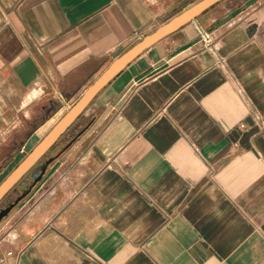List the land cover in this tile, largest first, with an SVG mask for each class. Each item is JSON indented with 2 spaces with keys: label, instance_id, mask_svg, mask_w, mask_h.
Returning a JSON list of instances; mask_svg holds the SVG:
<instances>
[{
  "label": "crops",
  "instance_id": "0c3cea01",
  "mask_svg": "<svg viewBox=\"0 0 264 264\" xmlns=\"http://www.w3.org/2000/svg\"><path fill=\"white\" fill-rule=\"evenodd\" d=\"M198 1L0 0V183ZM52 156L0 220L1 264H264V0H219L142 51L22 192Z\"/></svg>",
  "mask_w": 264,
  "mask_h": 264
},
{
  "label": "water",
  "instance_id": "95a60500",
  "mask_svg": "<svg viewBox=\"0 0 264 264\" xmlns=\"http://www.w3.org/2000/svg\"><path fill=\"white\" fill-rule=\"evenodd\" d=\"M219 0H200L174 16L155 31L144 36L140 41L127 49L107 67V69L92 83L77 101L64 113V115L54 124V126L44 135V137L31 149V151L16 165V167L0 183V201L3 197L19 183L21 179L31 170L33 165L43 157L54 143L62 136L69 126L87 107L95 95L130 61H132L142 51L160 40L162 37L178 29L189 21L193 20L202 11L218 2ZM54 159H45L39 171L33 173V183L21 194L0 209V220L5 217L12 208L31 190L32 186L41 179L48 164Z\"/></svg>",
  "mask_w": 264,
  "mask_h": 264
},
{
  "label": "rangeland",
  "instance_id": "374dc122",
  "mask_svg": "<svg viewBox=\"0 0 264 264\" xmlns=\"http://www.w3.org/2000/svg\"><path fill=\"white\" fill-rule=\"evenodd\" d=\"M33 170H30L23 179H26V181L21 180L22 185L19 183L17 184L13 189H11L0 201V209L5 207L9 202L13 201L17 195L21 194L22 192V186L24 187L26 185V182L31 181V173Z\"/></svg>",
  "mask_w": 264,
  "mask_h": 264
},
{
  "label": "built area",
  "instance_id": "2783aa9c",
  "mask_svg": "<svg viewBox=\"0 0 264 264\" xmlns=\"http://www.w3.org/2000/svg\"><path fill=\"white\" fill-rule=\"evenodd\" d=\"M213 40H214V36L212 33H210V32L201 33V43L203 46H208ZM8 253H10V252H8Z\"/></svg>",
  "mask_w": 264,
  "mask_h": 264
}]
</instances>
